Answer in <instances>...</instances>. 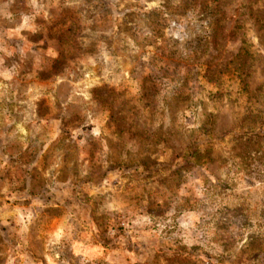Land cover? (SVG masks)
I'll return each mask as SVG.
<instances>
[{
    "label": "rangeland",
    "instance_id": "obj_1",
    "mask_svg": "<svg viewBox=\"0 0 264 264\" xmlns=\"http://www.w3.org/2000/svg\"><path fill=\"white\" fill-rule=\"evenodd\" d=\"M0 264H264V0H0Z\"/></svg>",
    "mask_w": 264,
    "mask_h": 264
}]
</instances>
